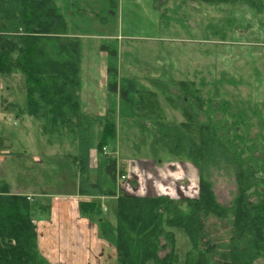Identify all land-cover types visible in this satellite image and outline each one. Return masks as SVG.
Segmentation results:
<instances>
[{"label":"trees","instance_id":"trees-1","mask_svg":"<svg viewBox=\"0 0 264 264\" xmlns=\"http://www.w3.org/2000/svg\"><path fill=\"white\" fill-rule=\"evenodd\" d=\"M199 1L208 7L250 6L256 13L264 9V0ZM75 2L63 0L61 7L57 0H0V75L24 77V106L18 102L7 104L10 111L17 112L15 119L26 115L42 122L43 134L57 135L61 138L58 141L66 131L73 135L75 152L67 158L78 177V195L91 198L79 203L80 216L96 223L99 239L116 250L117 264H176L172 229L185 231L191 241L185 264H255L264 258V190L260 189L264 188V144L259 149L257 141L247 142L248 136L239 134L238 129L231 134L232 129L199 124L194 117L209 103L227 101L224 94L219 96L225 74L214 82L201 81V86L193 81L175 83L182 91L179 96L160 88L168 86L159 80L151 83L160 90H151L134 78L121 76L118 40L103 39L100 52L108 58V110L105 115L84 113L80 98L84 40L71 33L79 27L76 16L71 17V10H77ZM111 2L117 4L118 0ZM216 37L222 44L227 42L223 31ZM231 80L234 82L226 84L238 85L236 79ZM206 87L209 90L205 97ZM160 91L168 102L178 104L174 100H182L184 105L179 109L185 121L173 127L165 121L164 111L157 105ZM152 100L159 114L154 115V106L148 105ZM211 113L215 111L211 109ZM116 117L133 119L138 124L143 117H154L151 119L158 121L160 132L152 147L154 156L165 152L176 162L191 163L199 176V197L174 200L121 191L119 181L127 178V171L124 166L120 171L115 152ZM98 124L102 127L99 132ZM95 150L97 165L92 168ZM222 161L237 168L239 194L229 207L217 203L206 177L210 166ZM1 187L0 264H50L39 251L36 226L39 219L50 217V199L18 195L5 185ZM102 199H109L113 218H102L106 214ZM210 218L229 223L232 232L225 249L219 250L214 243L206 224Z\"/></svg>","mask_w":264,"mask_h":264},{"label":"rangeland","instance_id":"rangeland-1","mask_svg":"<svg viewBox=\"0 0 264 264\" xmlns=\"http://www.w3.org/2000/svg\"><path fill=\"white\" fill-rule=\"evenodd\" d=\"M111 1H105L104 10H100V13L98 8L86 1L79 0L77 2L75 15L78 24H80V28L77 30L88 28L87 30L92 34L89 37H82L86 45L84 58H82L83 80L92 76L90 70L94 71L93 69L96 68L97 74L102 72L103 61L98 60L97 55H91L98 54L96 48L103 41L114 39L111 36L101 40V37L94 36L98 34L92 31L96 28L90 27L89 23L91 22V24H94L93 26L106 28V30L115 33L120 38L119 66L121 76L134 78L141 86L151 90H160L156 89L155 84L151 83L152 80H159L168 86L165 89L164 86L159 85L160 88L168 90L172 96H179L182 91L174 85L175 83L192 79L193 82L200 85V79V82L209 83L219 80L225 74L221 80L222 84L225 83L224 89L219 96L221 97L224 94L227 101H216L214 105L209 103L203 108V112H195V121L203 125H219L226 129H232L231 134H234V131L238 129L239 134L248 136L247 142L257 141L259 149L262 148V144H264V82H262L264 80V9L260 13H256L252 7L244 5L225 6L220 10L208 7L204 24L202 18L200 20H186L182 16L183 12L179 9L183 7L174 4V2H181V0H170L171 2L166 6V17L161 22L159 13H150L145 10V7H149L148 4L145 7L139 5L137 12L142 13L139 19H131V13L127 12V8L130 9L133 6L127 5V3L124 5L122 14L115 17L109 16L107 10L122 7L121 4H113ZM143 3H147V1L143 0ZM145 12L148 14H145ZM183 22H187L190 29L194 28L191 32L192 35L186 30L183 32L180 28L182 25H177ZM159 23L160 27L158 26ZM204 25L209 31L207 40L219 43V45L206 44V59H204L202 53V46L194 41L186 44V40H194L193 35L197 36L198 30ZM213 30H217L214 33L216 36L218 32H225L226 40L233 42V45H227L230 44L228 41L222 44L221 39L212 34L211 31ZM200 36L203 37L201 33ZM163 37L167 40L166 42H163ZM170 39H174V41ZM180 39L182 40L179 41ZM221 56L227 58L226 62L230 61L229 66L221 61ZM198 58H200V63H198ZM196 70L200 72L199 77H195ZM258 75L263 76L259 77ZM231 79H236L238 85L226 84L234 82ZM24 88V77L22 75H12L10 77L0 75V137L4 140L3 145L6 146L4 151H1L3 148H0V153L3 156L6 155L7 158L0 162V189L2 185H5L8 188L13 187V191L21 190L19 187L28 184L31 189L26 192L52 194L51 197L48 196V199L54 206V212L52 211V217H50L55 222V219L60 217L58 210H55L56 206L72 199L71 197L59 196L75 188L72 177L65 178L64 182V170L60 165V163H63L64 165H62L67 168L72 164L65 157H67V154L75 152L71 144L73 135L66 131L62 141H58L61 138L57 135L43 134L42 122L26 115L17 120L15 119L17 112L13 111H10L9 115L5 114L1 110L2 100L18 102L21 106H24ZM208 90L209 87L204 88L203 96L208 95ZM157 93L159 97L157 105H160L162 111H164L165 121L172 127L185 121L179 109L184 105L182 100H174L176 103L178 102V104H175V102H168L161 91ZM96 100L98 102L102 101V99ZM152 101L148 105L154 106L152 108L155 111L154 115L159 114L157 112L158 106L154 105L156 102ZM224 102H228L225 103L227 105ZM211 109L215 113L212 114ZM238 113L241 116L236 115ZM151 118L154 117H143L140 124H138L139 122H134L133 119L127 120L116 117L115 152L120 171L122 166L127 171V178L119 181V188L129 195H161L174 200H179L181 197L184 199L198 198L199 196L192 198L196 193L195 191L197 193L199 191V176L197 169L191 163L186 161L176 162L172 156L165 152L163 154L159 152L154 156L155 153L152 152V147L157 144L155 140L160 136V132H158V121ZM100 127L101 125L98 124L96 127L97 132L101 131L102 127ZM221 133L224 136L226 135L224 131H221ZM50 140L54 142L50 144ZM35 156L40 157V159H35ZM55 156H60V163L55 161L57 159L54 158ZM91 157V167L95 168L97 165L96 150L92 152ZM65 161L68 162L67 166ZM236 170L235 166L222 161L217 166H210L206 172L207 175L205 174L211 184V191H213L217 203L221 206H231L239 194ZM67 172L72 174L68 170ZM182 175L187 178L183 179ZM191 175H195V177L189 181L188 178ZM260 189L264 190L263 187ZM34 197L36 196L31 198ZM84 198L86 199V197ZM90 200L86 199L85 201ZM108 201L109 199L100 200L106 213L102 215L103 219L114 217V212L110 210ZM73 203L76 205V202ZM50 217L48 220H50ZM206 224L212 234L214 243L218 244L219 250L225 249L231 237L230 232H232L229 223L210 218ZM36 226L38 233L43 235V231L46 230L45 234H48V237L51 235L56 237L60 230L58 225H50V223H40V225L36 223ZM67 230L69 231L68 234L71 235L75 232L78 233V235H74L78 236L79 239L82 236L85 237L84 241L78 240V249L81 245H85L88 246V255L91 251L94 252L91 257V264H117L116 250L101 237L99 240L96 223L91 224L88 221L86 224L80 223L77 229H68L67 227ZM172 231L176 240L175 248L178 257L176 264H185L187 254L192 248L191 241L185 231L180 229H172ZM82 253L83 251L80 255ZM161 256L163 257V254ZM255 264H264V258L258 260Z\"/></svg>","mask_w":264,"mask_h":264},{"label":"crops","instance_id":"crops-1","mask_svg":"<svg viewBox=\"0 0 264 264\" xmlns=\"http://www.w3.org/2000/svg\"><path fill=\"white\" fill-rule=\"evenodd\" d=\"M79 0H76L75 3H77ZM82 2H87L90 5H94L95 8H98V11L100 13V10H104V4L106 0H81ZM147 3H143V0H118L117 5H122V7H117L116 11H113L111 9L107 10V13L109 16H113L115 17L116 15L119 16L120 14H122L124 12V5L127 3V5H132L133 7L128 9L127 8V12L131 13V19H139L140 14L137 12L139 9V5L143 7H145V5H149V7H145V10L150 12V13H159L160 17H161V22L163 19L164 14L167 13L166 11V6L168 5L169 2H171L170 0H146ZM57 2L59 3V5L62 7L63 6V0H57ZM97 2V3H96ZM65 4V3H64ZM96 4V5H95ZM162 4V5H161ZM174 4L177 5H181L183 8H179L181 10L182 16H184V18L188 21L191 20H200L201 18L204 20V24H205V20L207 18V10H208V6L205 4H202L199 0H181V2H174ZM98 5V7H97ZM161 5V6H159ZM180 7V6H179ZM213 7V6H210ZM176 8V7H175ZM214 9H223V7H213ZM77 10H71V17H73L75 15V12ZM73 12V13H72ZM145 14H148L145 12ZM180 14V12H179ZM76 16V15H75ZM77 22V17H75L74 19ZM91 28H96L95 31L97 32L96 34L98 35H94L96 37H101V40L103 39H107V37H114V39L118 40V44L120 46V42L119 39L115 33H112L109 30H106V28H100V27H95L93 26L94 24H91V22L89 23ZM80 26V24H78ZM87 25V24H86ZM160 27V23L158 25ZM162 26V24H161ZM80 28V27H78ZM77 28V29H78ZM181 30H183V32L186 30L188 33H190L192 35V31L193 29H190L188 23L186 22L185 24H183L182 26H180ZM72 29L71 33L72 36H76V37H89L92 36V34L89 33V31L87 30L88 28H84V30H77ZM163 32V31H162ZM200 33L202 34V38L200 36ZM198 35H193L194 36V40L192 39H188L186 40V44H190L192 43L191 41H194L196 43H198L199 46H202L203 50L202 53L204 54L203 56L205 57L204 59L207 58V49H206V44L208 43H213V44H217L219 45V43L217 41H213L211 42V40H207L208 38V32H207V28L204 25V27H200V29L198 30ZM171 41H174V39H170ZM182 39H180L179 41H181ZM167 40H165V38L163 37V42H166ZM185 41V40H184ZM189 41V42H187ZM228 43L227 45H233V42L227 40ZM222 43V42H221ZM227 43V42H226ZM225 44V43H224ZM101 46V45H100ZM100 46L97 49L98 54H92L91 56L97 55L98 60H102L103 61V67H102V72L98 74L96 73V68L93 69L94 71L90 70L92 76H89L88 79L83 80V63L81 65V90H80V98H81V103H82V109L84 113H88L90 115H105L107 110H108V92H107V87H106V82H107V62H108V58L107 55L105 53L100 52ZM84 49H83V58H84V53H85V49H86V45L84 43L83 45ZM120 48V47H119ZM201 51V50H200ZM94 53V52H93ZM120 55V53H119ZM200 55V53H199ZM91 59V58H90ZM200 58H198L199 60ZM227 60V58L221 56V61L227 65L230 61H225ZM198 63H200V60L198 61ZM220 65L222 67H224L221 63ZM199 70H196L195 72V77H199ZM185 74L187 75V73L185 72ZM14 75H20V74H14ZM3 76V75H1ZM259 77L263 76V75H258ZM263 79V78H262ZM194 81L196 79H193ZM201 80V79H200ZM199 80V83H201ZM189 81H192V79ZM262 82H264V80H262ZM101 91V92H100ZM24 92H25V88H24ZM99 92V93H98ZM96 99H102L101 102H98ZM11 102H8L6 99L2 100V108L1 110L3 112H5V114H10V109H8L7 104L10 105ZM13 103V102H12ZM20 104V103H19ZM21 105V104H20ZM8 109V110H6ZM4 140L0 137V141ZM3 143L0 144V148H3L1 151H4V146ZM2 145V146H1ZM6 156V155H5ZM2 155V153H0V162H2V160H6L7 158ZM11 156V155H10ZM35 159H40V157L35 156ZM54 158L56 162H61L59 160L60 156L57 157L55 156ZM63 158V157H62ZM67 160L68 158L65 157ZM37 160V161H38ZM66 166L68 165V162L65 161ZM63 163H60L61 168L64 170V174H63V180L68 177H72L74 179L75 182V188L72 189V191L67 192L62 194L59 197H71L72 199H69V201L66 202H62V204L60 206H56L55 210H58L60 217L55 219V222H53V220H51L52 217V211L54 209V206L52 204L51 206V214H50V220L48 219H39L36 223H38V225H40V223H50V225H58V228L60 229L56 234V237H53V235H51L50 237H48V234H45V231H43V235H41V233H38V246H39V251L42 254V256L50 263V264H91L90 261H92V256L94 254L93 251L90 252V254L88 255V246L85 245H81L80 248L78 249V240L84 241L85 237H80V239L78 238V236H75L74 234L78 233H74V234H68V229H77V227L80 225V223H85L88 222V220L82 218L80 216L79 213V202L81 201H85L86 199L90 198H84V197H80L78 195V177L77 174L75 173V171L72 169V166L68 167H64L62 165ZM67 170L69 172H71L72 174H68ZM194 173V171H192ZM183 177V175H182ZM181 177V178H182ZM193 177H195V175H191L188 180H192ZM187 178L186 176L183 177V179ZM62 181V183L64 182ZM11 189L12 193L14 194H18V195H25V196H29V197H39V198H48L51 197L47 192H43V193H29L26 191H30V187L29 185H25L22 187H19V189L21 190H14L13 191V187L10 186L9 190ZM35 191V190H33ZM197 193V191H195ZM199 194V191H198ZM137 196V195H136ZM141 196V195H140ZM155 196V195H153ZM161 196V195H159ZM35 197V198H36ZM143 197V196H141ZM52 201V200H51ZM73 202H76V205H74ZM71 205V206H69ZM54 212V211H53ZM97 234V231H96ZM100 240V239H99ZM82 247H85L84 249ZM81 251H83V253L80 255ZM57 252V254H55ZM55 254V255H54Z\"/></svg>","mask_w":264,"mask_h":264},{"label":"built area","instance_id":"built-area-1","mask_svg":"<svg viewBox=\"0 0 264 264\" xmlns=\"http://www.w3.org/2000/svg\"><path fill=\"white\" fill-rule=\"evenodd\" d=\"M126 178H121V180H125ZM123 183V182H122ZM199 196V194L198 193H195V195L194 196H192V198L193 197H198Z\"/></svg>","mask_w":264,"mask_h":264}]
</instances>
